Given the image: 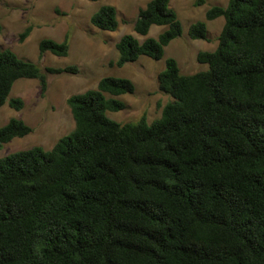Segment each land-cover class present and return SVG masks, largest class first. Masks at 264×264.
<instances>
[{
	"label": "trees",
	"instance_id": "trees-1",
	"mask_svg": "<svg viewBox=\"0 0 264 264\" xmlns=\"http://www.w3.org/2000/svg\"><path fill=\"white\" fill-rule=\"evenodd\" d=\"M204 3L197 0L196 5ZM225 18L208 66L182 72L170 56L158 74L172 97L158 118L118 122V96L134 93L129 77L105 76L96 88L71 94L75 127L51 149L40 145L0 157V264H264V0H228L206 19ZM101 30L119 25L114 5L91 16ZM153 25L166 28L149 35ZM134 31L116 42L124 66L145 55L159 60L183 34L170 0H149ZM33 29L21 33L23 41ZM208 39V25L189 27ZM63 41L46 37L40 56L68 55ZM76 65L41 66L0 49V108L20 78L48 88V74H77ZM33 128L11 117L0 126V147Z\"/></svg>",
	"mask_w": 264,
	"mask_h": 264
},
{
	"label": "rangeland",
	"instance_id": "rangeland-1",
	"mask_svg": "<svg viewBox=\"0 0 264 264\" xmlns=\"http://www.w3.org/2000/svg\"><path fill=\"white\" fill-rule=\"evenodd\" d=\"M149 0H0V49L10 48L19 56L41 66L64 67L76 65L77 74H48V88L41 90L36 78L18 79L10 93L20 97L23 107L19 110L7 102L0 108V126L11 117L22 118L33 131L23 137H15L0 147V157L34 145L49 150L63 135L75 127L67 98L74 93L96 88L105 76L129 77L136 85L134 93L118 96L127 104L125 109L108 111L107 115L118 122H137L145 114L152 122L160 116L161 107L172 97L159 89L158 74L166 66L170 56L178 60L184 73L206 70L208 66L197 60L201 50H214L225 18L206 19V11L213 5L226 6L228 0H170V6L182 22L183 34L165 48L162 59L155 60L142 55L132 63L117 66L119 56L116 42L127 33L143 40L145 36L134 31V21L139 10ZM111 4L118 10L119 25L116 30H101L91 23L92 14L102 5ZM198 20L208 25V39H192L189 27ZM33 29L25 40L21 33L29 26ZM165 26L153 25L149 35L157 36ZM69 36L68 55L58 56L50 51L40 56L39 42L49 37L63 41Z\"/></svg>",
	"mask_w": 264,
	"mask_h": 264
}]
</instances>
